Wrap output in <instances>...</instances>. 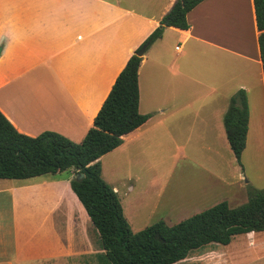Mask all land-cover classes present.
Returning a JSON list of instances; mask_svg holds the SVG:
<instances>
[{"label":"crops","instance_id":"obj_1","mask_svg":"<svg viewBox=\"0 0 264 264\" xmlns=\"http://www.w3.org/2000/svg\"><path fill=\"white\" fill-rule=\"evenodd\" d=\"M175 1L0 0V112L26 136L50 131L79 143L128 58ZM186 21V30L165 27L142 55L137 108L139 114L147 115L148 109L141 111L145 97L154 100V112L167 118L155 119V124L167 130L163 122L169 120L168 132L200 138L199 152L204 151L210 160L227 149L223 116L238 90L245 92L248 109L245 147L260 129L256 119L264 122V79L253 1L202 0L187 13ZM151 123L149 117L99 159L101 178L104 160L112 164L120 156L128 159L132 151L152 147L146 142L148 130L155 127ZM175 147L174 167L180 160L197 166L196 157L186 155L185 144ZM72 176L69 171L0 179V200H4L0 214L9 217V224L0 226V264H79L87 252L92 257L90 226L76 208L79 201L69 186ZM131 176L124 172L120 177L116 172L112 179L108 173L105 183L119 198L117 185H130ZM55 216L72 219L71 226L61 228L87 249L69 252L58 233L50 234V218ZM35 219L44 241L33 243ZM19 224L24 225L22 231L29 229L30 241L19 243ZM230 244L220 245L223 248L209 244L207 250H196L186 259L189 264H223Z\"/></svg>","mask_w":264,"mask_h":264},{"label":"trees","instance_id":"obj_2","mask_svg":"<svg viewBox=\"0 0 264 264\" xmlns=\"http://www.w3.org/2000/svg\"><path fill=\"white\" fill-rule=\"evenodd\" d=\"M201 1L174 2L159 26L128 58L79 143L50 131L26 136L0 112V179L23 180L72 171L70 189L97 231L109 264H176L206 245L225 246L235 236L264 232V189L250 188L247 202L238 207L231 208L223 201L174 225L158 220L134 233L117 194L101 178L99 159L149 119L137 108V72L142 60L137 52L159 39L165 27L188 29L186 15ZM252 1L264 79V0ZM247 123L246 95L238 90L223 116L226 139L238 164L245 149ZM78 174L82 177L76 178Z\"/></svg>","mask_w":264,"mask_h":264},{"label":"rangeland","instance_id":"obj_3","mask_svg":"<svg viewBox=\"0 0 264 264\" xmlns=\"http://www.w3.org/2000/svg\"><path fill=\"white\" fill-rule=\"evenodd\" d=\"M153 101L145 97V102L141 106V111L148 109L149 114L147 115L153 119L151 127L155 125L147 132L149 139L146 138L148 146L152 145V147L146 148L144 151L141 150V152L132 151L128 159L120 156L112 164L103 161L105 168L104 179H102L104 182L108 181V173L112 179L113 175L116 176V172L120 177L124 172L133 177L130 185L122 182L117 185L120 204L125 211L123 214L132 232H138L160 219L174 225L223 201L227 202L229 207L235 208L247 202V192L250 188L264 189V122L261 119H256L257 128L260 127V129L252 130L257 134H252L249 137L248 145L241 155L240 164L236 162L229 149L226 134L224 142L225 145L227 144V149L221 154L218 153V156L212 155V159L206 160L208 157H205L206 153L203 150V152H199V144H202L200 138L176 136L168 132L169 120L163 122V126H166L168 131L161 128V123L155 124V119L159 120L160 118L164 121L167 118L166 116L160 117L154 112ZM184 144L186 155L196 157L197 166L191 162L180 160L174 167L173 156L176 155L177 150L175 146ZM219 147H221L220 140ZM165 172H167V176H165ZM131 186H133V190H129ZM75 202L76 208H79L88 218L90 226L88 234L93 252L92 257H89V252H87V257L83 258L79 264H109L101 248L97 231L82 205ZM3 203L4 200H0V204ZM155 205L158 207L153 211ZM20 209L23 207L19 205V216H21ZM137 213L138 215H136ZM36 219L35 228L31 224L32 229L37 232L31 239L33 243L34 241H44L38 232L40 228L37 229ZM8 221L9 217L6 214H0V226L5 228L9 224ZM63 224L71 226L72 219L67 216L50 218L48 226L50 234L58 233L69 252L78 253L82 249H87L80 248V244L70 238L69 233L61 228ZM18 226L19 243L30 241L29 235L26 233L29 229L22 231L24 225L19 224ZM230 243L231 251H228L229 254H225L223 264H264V232L238 235ZM211 245L204 246L203 249H200V253ZM218 248H223V246L218 245ZM193 254L188 255L187 258H191ZM189 260L185 259L176 264H189ZM69 263L75 264L76 262ZM49 264L52 263L49 262Z\"/></svg>","mask_w":264,"mask_h":264},{"label":"water","instance_id":"obj_4","mask_svg":"<svg viewBox=\"0 0 264 264\" xmlns=\"http://www.w3.org/2000/svg\"><path fill=\"white\" fill-rule=\"evenodd\" d=\"M147 46H148V44H145L144 46H142L141 49L137 52V56L141 57V56L144 54V52H145ZM81 177H82L81 174H78V175L76 176V178H81Z\"/></svg>","mask_w":264,"mask_h":264}]
</instances>
